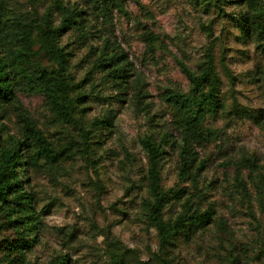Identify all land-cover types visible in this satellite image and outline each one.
I'll return each mask as SVG.
<instances>
[{
    "label": "rangeland",
    "instance_id": "374dc122",
    "mask_svg": "<svg viewBox=\"0 0 264 264\" xmlns=\"http://www.w3.org/2000/svg\"><path fill=\"white\" fill-rule=\"evenodd\" d=\"M114 1L125 14L102 15L97 0H0V14L22 23L72 15L60 46L78 85L68 124L26 80L17 78L13 99L0 103V153L19 146L16 190L30 195L35 221L26 231L12 196L0 206V264H264V0ZM208 54L220 108L193 136L166 97L189 93L180 65L199 73ZM34 61L28 74L37 65L53 70L44 56ZM25 119L56 162L28 161ZM147 142L168 197L162 220L212 213L204 229L164 247L148 218ZM18 238L32 246L9 250Z\"/></svg>",
    "mask_w": 264,
    "mask_h": 264
},
{
    "label": "trees",
    "instance_id": "16d2710c",
    "mask_svg": "<svg viewBox=\"0 0 264 264\" xmlns=\"http://www.w3.org/2000/svg\"><path fill=\"white\" fill-rule=\"evenodd\" d=\"M98 9L102 15H107L111 9L125 14L122 5L114 0H97ZM52 15L47 14L43 24L33 25L22 23L17 20L5 18L0 14V103L10 102L13 99L14 81L18 78L26 80L31 90L41 92L49 99L50 107L56 118L63 123H72L74 112L73 96L78 85L67 74L68 59L60 46V38L74 22L72 15L65 17L56 24ZM257 31L262 34L263 28L260 21L252 20ZM247 29L248 26H245ZM145 41L152 45L157 41L153 35H147ZM44 56L53 66L51 72L45 71L37 65V71L28 74L27 67L34 64V60ZM181 72L190 83L189 93L174 92L166 97L171 107L178 113L179 119L187 133L193 136H202V125L208 114H215L220 108L219 88L221 79L216 72L212 56L207 55L203 69L194 73L185 65H180ZM38 74V75H37ZM37 75V76H36ZM25 118V117H24ZM26 120L27 133L25 134L22 150L32 152L28 161L37 163L40 159L54 163L58 153L44 137L42 132L35 125ZM150 152L151 166L149 169L152 201L148 205V218L157 229L160 245H169L171 240L180 235L188 236L197 230L204 229L212 219V213L190 211L187 214H179L174 219L163 221L162 212L168 203V197L161 193L159 177L156 168L155 158L157 149L147 142ZM19 146L0 153V206H9V197H13L14 213H19L20 223L25 225L26 231L34 226V219L31 217V197L28 193L16 190L19 187V172L23 171L24 161L22 160ZM18 222V221H17ZM30 226V227H28ZM33 241L24 239L17 240V243L9 245V250L23 251L32 246ZM159 259L158 256H156ZM160 260V259H159ZM62 264V263H61Z\"/></svg>",
    "mask_w": 264,
    "mask_h": 264
}]
</instances>
